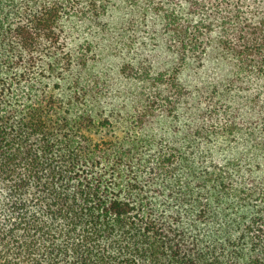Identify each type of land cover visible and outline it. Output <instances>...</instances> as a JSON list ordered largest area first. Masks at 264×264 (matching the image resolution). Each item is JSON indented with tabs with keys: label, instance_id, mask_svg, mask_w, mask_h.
<instances>
[{
	"label": "trees",
	"instance_id": "obj_1",
	"mask_svg": "<svg viewBox=\"0 0 264 264\" xmlns=\"http://www.w3.org/2000/svg\"><path fill=\"white\" fill-rule=\"evenodd\" d=\"M121 1L145 27L147 10L158 19L177 58L157 71L135 58L121 66L142 84L129 109L106 104L102 76L67 77L95 58L88 41L70 47L72 22L106 30L110 0H0V264H237L246 247L242 264H264V185L235 188L230 163L194 167L176 139L145 132L188 95L180 66L214 45L237 76L264 80V10L257 0ZM118 41L128 51L135 44ZM222 129L236 131L233 123ZM207 133L192 129L197 138ZM188 214L200 224L224 216L232 226L220 224L224 240L200 249L184 226Z\"/></svg>",
	"mask_w": 264,
	"mask_h": 264
},
{
	"label": "rangeland",
	"instance_id": "obj_2",
	"mask_svg": "<svg viewBox=\"0 0 264 264\" xmlns=\"http://www.w3.org/2000/svg\"><path fill=\"white\" fill-rule=\"evenodd\" d=\"M257 3L259 9L264 10V0H257ZM139 5L146 6L145 0H139ZM109 6L104 20L107 29L104 31L91 22H72L78 32L70 41V47L76 49L88 41L95 58L88 70L76 65L67 77H78L85 82L90 71L102 76L110 84L106 104L109 106L112 102H118L129 109L133 105L137 106L134 96L141 90L142 84L125 78L120 73L121 66L135 58L157 71L176 66L177 58L168 51L163 30L157 26L159 21L147 13L148 10L145 12V27L140 20L142 17L136 16L134 9L127 3L110 0ZM131 18L134 19L133 27L125 25ZM120 35L125 42L130 37L134 39L135 44L130 51L118 41ZM214 46L200 60L191 58L183 67L180 66L179 77L188 90V97L179 100L173 117L165 109L157 112L154 118L147 121L145 132L157 139H176L181 149L186 153L191 152L194 167L206 159L209 162L216 160L222 164L230 163L228 166L232 167V176L228 181L235 188L261 187L264 185V80L256 72L237 76L230 63L220 56ZM214 89L218 93L212 100L211 91ZM255 99L257 102L254 104L252 101ZM211 103L219 110L214 117L209 115ZM227 123L235 124L234 134L222 129ZM199 126L209 131L206 137L197 138L192 134V129ZM212 127L216 128V132L211 133ZM178 167L179 172L183 173L184 166ZM229 202L225 200L222 204L227 205ZM237 206L234 208L236 216L244 213L243 206ZM186 216L184 226L199 235L202 243L200 249L215 240H224L220 224L225 222L227 230L232 226L228 220L225 221L224 216L220 222L206 224L194 222L190 214ZM247 253L246 247L237 264L247 262Z\"/></svg>",
	"mask_w": 264,
	"mask_h": 264
}]
</instances>
